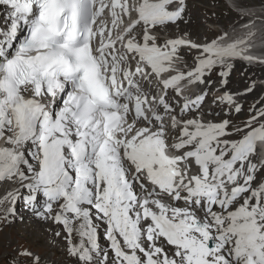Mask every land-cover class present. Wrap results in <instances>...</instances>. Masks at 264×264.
<instances>
[{
    "label": "snow or ice",
    "instance_id": "snow-or-ice-1",
    "mask_svg": "<svg viewBox=\"0 0 264 264\" xmlns=\"http://www.w3.org/2000/svg\"><path fill=\"white\" fill-rule=\"evenodd\" d=\"M0 6V220L23 201L73 264H264V104L237 121L255 86L228 89L254 33L161 39L186 0Z\"/></svg>",
    "mask_w": 264,
    "mask_h": 264
},
{
    "label": "rangeland",
    "instance_id": "rangeland-1",
    "mask_svg": "<svg viewBox=\"0 0 264 264\" xmlns=\"http://www.w3.org/2000/svg\"><path fill=\"white\" fill-rule=\"evenodd\" d=\"M233 1H235L238 4H240V2H241L240 0H233ZM244 1H247L245 4L252 5L253 7L262 10L261 12H263L262 14L264 15V0H244ZM258 9H256V10H258ZM191 14H193V15H191ZM189 19H191L198 26L199 38H195V39L201 43L206 41V40L216 38L217 36L222 34V31L224 29L234 27L239 23L238 22V20H239L238 16L229 8V6L223 0H192L190 2V12L188 13V19H186L184 22H182V24H181V25H183L182 28H180V27L178 29L175 28L173 31H176V29H177V32L185 30L186 34L189 37H193L190 30H188L187 27L185 26V23L189 22L188 21ZM263 38L264 37H262V39H260L258 42L259 43L264 42ZM254 45H256V44H254ZM253 69L257 70V68H253ZM245 72H246V74H245ZM253 74L255 75L254 77H253ZM248 75H249V77H247ZM260 77L261 76H258L256 73L250 74V70L242 71V68L240 69L237 67H232L231 72H230V76L228 77V80H230V84H229L228 89L231 92L240 90L239 88L231 89V86L235 83L238 86L241 85L240 88L242 90H245L246 88L251 87L253 85H259L258 82L261 81L260 79L264 80V78H262V77L260 78ZM215 78H216V80H215L216 85H214V86L217 87V80L219 79V77H215ZM248 79H249V81H248ZM233 81H236V82H233ZM247 83H248V86H247ZM261 83L262 84H260V85H262V89L255 96V97H258L257 99L260 102L257 104H252L250 102L251 99L245 100L244 102H249L247 104L248 106L244 105L242 114L239 117H236V118L234 117L237 121H241V120L245 119L249 115L250 107H252L253 105H255L256 107H257V105H259V107H260L261 104H264V81ZM233 93H238V92H233ZM237 100L239 102L241 101L238 98H237ZM16 219H17L16 217L10 216L8 219V224L10 227L6 228L2 233H0V241H1L0 264H10L9 258L14 257L16 254V251L18 249H20L21 247L28 249L31 252H33L39 256L41 255L40 257H42V254H44L46 256L45 260H48V263L41 261V264H53V263L57 264L59 262H62V260H63L62 256H60V257L57 256L55 254V252L53 251L52 247H49L48 250L46 251L47 246L46 245H40L38 243V239L34 237V235L36 233L33 231V228H32L33 222L32 221H31L32 224L27 223V221H30V220H27L23 224H21L20 222H17ZM9 220H11L12 223H10ZM12 232L14 234L13 236H12ZM53 246L57 247V244H53ZM59 249H62V248L59 247ZM60 255H62V254L60 253ZM25 264H27V262H25ZM65 264H69V263L67 262Z\"/></svg>",
    "mask_w": 264,
    "mask_h": 264
},
{
    "label": "bare ground",
    "instance_id": "bare-ground-1",
    "mask_svg": "<svg viewBox=\"0 0 264 264\" xmlns=\"http://www.w3.org/2000/svg\"><path fill=\"white\" fill-rule=\"evenodd\" d=\"M241 2H244V0H240ZM193 15V14H191ZM189 22L185 23V26L187 27L188 30H190V32L192 33V36L194 38H199V28L197 26L196 23H194L191 19L188 20ZM205 30V29H204ZM256 30V28H254V31ZM207 31V30H206ZM188 32V31H187ZM203 32V31H202ZM190 33V34H191ZM203 35V34H202ZM242 35H247L246 33H243ZM206 36V35H205ZM262 39V38H260ZM259 37L254 36L253 40L251 41V44L256 43V46H252V47H247L246 45H243V47L246 49V51L244 53H250L254 56H259V53H256L257 51V47H259L260 45H262V43H259L258 41L260 40ZM264 39V38H263ZM249 50V52H248ZM232 67H237V68H242V71H248L250 70V74L251 73H256L258 76H261L262 78H264V69H253L251 67L246 66L245 64L241 63V62H236L234 64H232ZM246 74V72H245ZM255 75L253 74V77ZM244 77V76H243ZM249 77V75L247 76ZM260 77V78H261ZM252 79V78H251ZM260 82H263V79H260ZM249 81V79H248ZM252 81V80H251ZM232 82V81H231ZM236 82V81H233ZM246 82V81H245ZM249 83V82H248ZM247 83V86H248ZM259 83V82H258ZM229 84H230V80H229ZM228 84V87H229ZM252 85V84H251ZM241 86V85H240ZM240 86H238L236 83L233 84L231 86V89H236L239 88L240 90L237 91H233V92H238V93H242L244 90H242L240 88ZM254 91H252L251 93L245 95V96H239L237 97L239 100H241L239 103H241L243 106L247 105L249 102H244L247 99H251L250 102L252 104H257L258 102H260L257 98L255 97L262 89V85H254ZM251 105V104H250ZM248 106V105H247ZM257 107H259V105H257ZM251 108V107H250ZM239 117V116H238ZM242 117V116H241ZM236 118V117H235ZM240 119V118H239ZM3 191L4 189L0 188V195H3ZM30 220V221H27ZM25 221H27V223L32 224V228L33 231L36 233L34 235L35 238L38 239V243L40 245H46L48 250L49 247H52L53 251L55 252V254L57 256H62V262H59L57 264H65V263H69V264H73V259L71 257L68 256L67 252H66V243L64 240V236L65 233L63 232V228L61 225L54 223L52 220H42L39 219L37 217H34V215H29V214H25L22 218L20 223L23 224ZM32 221V222H31ZM10 223H12L11 220H9ZM36 224V225H35ZM9 224L8 221H3L0 220V233H2L6 228H9ZM17 227V226H16ZM12 228V227H11ZM20 230V229H19ZM20 232V231H19ZM60 232L61 235L57 236L56 233ZM13 232H12V236H13ZM53 244H57V247H54ZM0 245H1V241H0ZM59 247H61L62 249H59ZM6 249V248H5ZM60 253L62 255H60ZM41 256V255H40ZM45 255L42 254L41 261H44L45 263H48V260H45ZM3 259V258H2ZM51 263V262H50ZM54 264V263H53Z\"/></svg>",
    "mask_w": 264,
    "mask_h": 264
}]
</instances>
